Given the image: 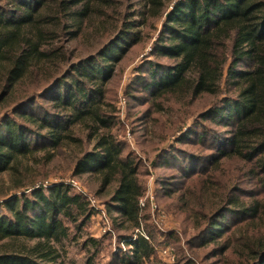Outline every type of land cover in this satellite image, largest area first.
Masks as SVG:
<instances>
[{
    "label": "trees",
    "instance_id": "16d2710c",
    "mask_svg": "<svg viewBox=\"0 0 264 264\" xmlns=\"http://www.w3.org/2000/svg\"><path fill=\"white\" fill-rule=\"evenodd\" d=\"M169 1L138 0L148 15L136 21L130 0H0V174L13 179L24 160L48 162L54 149L66 145L73 153L72 174H95L98 193L107 190L104 206L114 224L140 230L123 236L127 251L108 264L149 260L168 234L157 229L147 201L140 208L143 163L113 132L117 113L106 84L123 48L140 39L132 28L160 19L153 54L173 62L153 61L146 73L136 71L135 81L159 96L168 94L176 105L201 95L217 98L199 118L203 123L210 115L228 130L214 137L218 154L201 172L200 177L209 173L206 181L190 184L200 190L179 193L184 210L199 219L197 232L207 240L229 231L223 225L228 214L233 234L251 244L226 245L220 252L229 251L226 264H264V0H176L167 7ZM79 39L97 44L84 58L80 49L86 46L74 45L72 52L66 47ZM178 109L165 135L185 124ZM180 156L170 159L187 178ZM41 173L14 176L13 188L0 192V264H66L71 231L81 230L97 212L85 193L66 183L36 185ZM240 176L251 178V189L238 183ZM164 178L158 190L167 197L166 186L176 178ZM83 244L97 247L99 239L89 236ZM91 258L87 264H94ZM217 264H224L221 257Z\"/></svg>",
    "mask_w": 264,
    "mask_h": 264
},
{
    "label": "rangeland",
    "instance_id": "374dc122",
    "mask_svg": "<svg viewBox=\"0 0 264 264\" xmlns=\"http://www.w3.org/2000/svg\"><path fill=\"white\" fill-rule=\"evenodd\" d=\"M175 1L170 0L167 7H170ZM130 3H132L130 13H132L133 20L139 21L141 16L148 15L138 0H130ZM128 17L131 19L130 16ZM161 26L160 19L148 18L145 25L132 28V31L138 32L140 39L130 48L127 46L123 48L122 55H124L113 66V73L106 84L107 98L117 113L113 132L126 143L127 149L140 157L143 163L141 171L145 177L146 190L144 196L139 200L140 208H143L147 201L152 210L154 222L160 227L157 229L168 234L164 243L158 244L159 246L156 243L154 253L149 257V260H145L144 264H150L156 260L164 264H186L185 258L195 261L196 264H217L220 257L226 264L225 260L228 261L229 251L220 253L226 248V245L235 248L236 244L245 243V246L247 244L249 246L251 244L250 239L244 240L238 232L233 234L234 226L229 223V215L227 214L223 218V225L229 231L219 239L207 240L206 234H202V231H200L202 233L197 232L196 223L199 219H195L185 212L184 202L179 197L181 191L197 193L200 190L190 186V184L197 179L206 181L209 173L205 177H200L202 176L201 172L207 173L208 164L218 154L215 149L218 142L215 141L214 137L216 135L224 137L228 134V130H225L227 128L221 130L222 126L211 120L210 115L208 119L203 120V123L199 118L200 113L203 114L208 111L211 103L217 98L201 95L196 99L189 98L176 105L168 94L159 96L156 92L152 93L145 90L141 84L135 81L136 71L146 73L151 62H173L170 58L153 54V43L160 35ZM77 44L82 47L86 46V49H80V58L86 57L97 46L95 40L79 39L69 41L66 47L69 52H72L71 48ZM178 107L181 108L178 111L182 112L185 124L181 126V130L165 135L169 127L167 125L174 118L171 116V112H174ZM161 123L164 125V130L159 129ZM198 125H202V127ZM188 130H190L186 139L188 142H184L183 135ZM202 133H205V137L200 139L199 135ZM159 135H164V137ZM181 137L182 140H179ZM53 152L54 154L48 162L45 159L44 162L35 164L32 159L24 160L23 165L19 166V171L14 176L22 177L23 173L31 174L42 169V173L35 181L36 185L42 182H62L70 185L76 192L85 193L90 205L97 212L81 230L71 231L70 240L66 243L64 260L66 264H87L88 258L92 257L91 260L94 264H108L113 257L116 258L120 253L127 251L128 246L124 242L123 236H133L140 230L129 227L128 224L119 226L114 224L104 206L107 190H102L101 194L98 193L100 182L95 174L85 173L79 176L72 174L73 153L66 145H60ZM177 152L182 154L180 163L186 170L185 176H188L187 178H182V170L171 162V154L177 155ZM165 162L170 168L165 167ZM231 168L230 166H220L217 169L230 171ZM166 175H170L176 180L166 186L171 195L163 197L160 193L161 190H158V184L164 182ZM14 176L11 179L6 173L0 174V192H3L8 186L13 188ZM238 183L247 189H251L253 186L251 178L247 176H240ZM205 186L202 187L201 185L202 188ZM262 196L264 197V193ZM104 216L108 224L106 232L103 233L99 231V227L102 225L100 221L103 220ZM89 236L99 239L97 247L83 244ZM162 239V237H158V240ZM2 243L3 241L0 240V245ZM160 247L172 248L174 255L176 250L177 260L176 258L174 261L164 259L159 252ZM213 253L217 256H212ZM233 253L236 258L240 256L236 250Z\"/></svg>",
    "mask_w": 264,
    "mask_h": 264
},
{
    "label": "built area",
    "instance_id": "2783aa9c",
    "mask_svg": "<svg viewBox=\"0 0 264 264\" xmlns=\"http://www.w3.org/2000/svg\"><path fill=\"white\" fill-rule=\"evenodd\" d=\"M100 222H101L102 225L99 227V231L104 233L107 230L108 221L105 220V216H104L103 220L100 221ZM159 252H160V254L162 255V257L164 259L167 258L170 261H174L175 255L173 254L172 248H170V247H160L159 248Z\"/></svg>",
    "mask_w": 264,
    "mask_h": 264
}]
</instances>
